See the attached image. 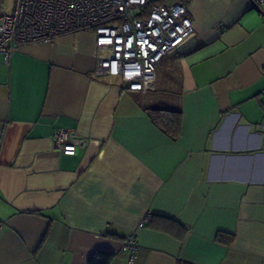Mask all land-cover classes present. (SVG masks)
Here are the masks:
<instances>
[{
    "label": "crops",
    "instance_id": "crops-1",
    "mask_svg": "<svg viewBox=\"0 0 264 264\" xmlns=\"http://www.w3.org/2000/svg\"><path fill=\"white\" fill-rule=\"evenodd\" d=\"M162 1L193 32L141 90L93 74L92 31L0 52V264H128L127 236L133 264H264V0Z\"/></svg>",
    "mask_w": 264,
    "mask_h": 264
},
{
    "label": "built area",
    "instance_id": "built-area-1",
    "mask_svg": "<svg viewBox=\"0 0 264 264\" xmlns=\"http://www.w3.org/2000/svg\"><path fill=\"white\" fill-rule=\"evenodd\" d=\"M257 7L262 0H249ZM92 31L98 54L95 76L116 75L129 90H141L167 51L193 32L186 6L162 0H14L0 10V52L6 62L20 46L51 41L78 31ZM264 74V67H262ZM56 150L75 152L83 139L73 129L51 133ZM145 218L143 221H147ZM142 223H140L141 225ZM121 250L133 264L138 250L134 236L123 239Z\"/></svg>",
    "mask_w": 264,
    "mask_h": 264
},
{
    "label": "trees",
    "instance_id": "trees-1",
    "mask_svg": "<svg viewBox=\"0 0 264 264\" xmlns=\"http://www.w3.org/2000/svg\"><path fill=\"white\" fill-rule=\"evenodd\" d=\"M150 116L152 120L160 127L166 129V131L171 132L172 135H177V130L179 124L177 120L179 119V111L169 110V109H151ZM174 121V122H173ZM174 123V124H173ZM169 127L167 128V125ZM111 260V255L108 253L98 252L89 257V264H109Z\"/></svg>",
    "mask_w": 264,
    "mask_h": 264
},
{
    "label": "rangeland",
    "instance_id": "rangeland-1",
    "mask_svg": "<svg viewBox=\"0 0 264 264\" xmlns=\"http://www.w3.org/2000/svg\"><path fill=\"white\" fill-rule=\"evenodd\" d=\"M6 5H11L13 0H4Z\"/></svg>",
    "mask_w": 264,
    "mask_h": 264
}]
</instances>
